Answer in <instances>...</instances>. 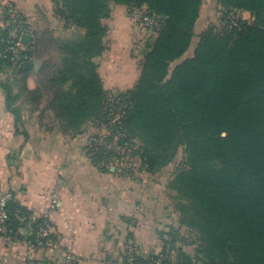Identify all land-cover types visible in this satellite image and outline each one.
I'll return each mask as SVG.
<instances>
[{
  "label": "trees",
  "instance_id": "1",
  "mask_svg": "<svg viewBox=\"0 0 264 264\" xmlns=\"http://www.w3.org/2000/svg\"><path fill=\"white\" fill-rule=\"evenodd\" d=\"M112 3L159 21L137 83L114 95L123 105L121 132L136 142L148 173L173 162L179 148L185 153L168 181L177 191L180 225L164 224L158 231L161 252L133 250L134 263L264 264V0H215L223 25L209 24L187 57L204 0H57L56 14L77 37L62 40L53 31L32 32L24 24L32 37L21 59L14 63L0 58L7 106L19 121V99L39 105L49 95L47 106L69 135L82 133L90 120H106L108 93L96 57L106 49L109 28L104 19ZM238 11H249L252 20L241 18L234 25L230 14ZM3 19L8 20L6 11ZM7 35L8 27L2 26L0 50ZM54 44L64 55L50 73L51 60L39 47ZM39 59L44 65L36 88L30 89L27 80ZM101 157L90 158L109 171ZM7 207L14 231L28 228L25 235L17 234L19 241L34 244L36 250L51 247L53 232L38 244L41 217L31 222V212L13 194Z\"/></svg>",
  "mask_w": 264,
  "mask_h": 264
},
{
  "label": "crops",
  "instance_id": "2",
  "mask_svg": "<svg viewBox=\"0 0 264 264\" xmlns=\"http://www.w3.org/2000/svg\"><path fill=\"white\" fill-rule=\"evenodd\" d=\"M9 3L22 9L32 32H75L64 28L56 14L57 0H0V29ZM111 10L104 19L109 28L106 49L96 57L108 98L137 83L143 60L136 45L140 33L134 25V12L116 3ZM238 13L253 18L249 11ZM148 36L153 40L157 33ZM43 65L44 59L35 61L27 80L30 89L36 88ZM48 98L39 105L19 99L17 121L0 86V191L12 192L14 200L33 215L49 212L55 235L50 248L36 250L27 241L12 243L0 234V264H28L31 257L40 264H70L67 250L72 252L73 264H124L130 248L143 255L160 252L158 231L169 222L161 221L154 199L157 194L150 184L121 175L113 167L100 169L87 149L106 129L90 120L82 133H64L55 112L47 106ZM27 230L19 228L22 235Z\"/></svg>",
  "mask_w": 264,
  "mask_h": 264
},
{
  "label": "built area",
  "instance_id": "3",
  "mask_svg": "<svg viewBox=\"0 0 264 264\" xmlns=\"http://www.w3.org/2000/svg\"><path fill=\"white\" fill-rule=\"evenodd\" d=\"M5 11L8 15V20L4 22V26L8 27V35L5 39V46L0 50V58H9L11 61L18 62L26 48V44L22 40L24 33V24L28 22L27 17L20 7L13 3L6 5ZM134 15H140L142 23L149 27H159L156 19L151 16L144 15L141 10H133ZM108 116L106 120L98 121L96 124L104 127L106 131L95 140L96 146H89L87 154L93 157L100 154L102 157V165L106 168L113 167L121 175L130 177L138 173H144L146 167L142 165V159L137 151V144L133 140L126 139V136L121 132V117L124 114L122 103L114 97L110 96L107 100ZM114 125H119V129H114ZM12 197L10 191H0V234L6 238H13L16 242L19 230H15L10 222V214L7 207L9 199ZM55 205H52V208ZM42 218V223L39 226L38 244L43 243V239L49 237L52 233V222L50 213L44 212L40 216L29 215L31 222ZM24 220V217L21 218ZM52 239V238H51ZM48 239V242H52ZM31 247L35 248L34 244ZM68 259L72 260L74 257L70 250H67ZM28 264H36L35 259H29Z\"/></svg>",
  "mask_w": 264,
  "mask_h": 264
},
{
  "label": "rangeland",
  "instance_id": "4",
  "mask_svg": "<svg viewBox=\"0 0 264 264\" xmlns=\"http://www.w3.org/2000/svg\"><path fill=\"white\" fill-rule=\"evenodd\" d=\"M203 5L204 6H203L202 15H201L199 22L197 23L196 28H195L196 35H195L193 44L190 47V49L188 50V52L185 54V57L191 56L193 54L195 47H196V44H197V40L199 39L200 33L205 28H207L209 24L214 23L218 27L223 25V21L220 20V18L222 17L223 14L219 8H216L215 0H204ZM111 6H112V4H111ZM131 11L133 14V9H131ZM142 13L144 14L143 11H142ZM241 15L238 12L237 13L232 12L230 14L231 21L234 25H237L238 20L241 18L252 20V18H247L244 16L242 17ZM133 17L135 19V24H134L135 28L140 33V36H139L140 38L137 39L136 45H138L137 50H138L139 55L141 57L142 55H144L145 51H147V47H148L149 42L152 41V39H150V36H148V35H151L154 32L155 36H156L157 32H155L156 31L155 29H158V28L149 27V26L143 24L140 15H134ZM156 22L159 23L158 20ZM56 31H57V33L55 32V35L57 37H59V39H62V40L68 39L70 37H77L76 33H73L72 35H70V34L68 35L67 33L62 34V30H60V29H57ZM44 47L45 48L43 49L42 45H40L39 48L41 51L45 52L44 58L51 60V63H52V66L50 67V73H51L52 71L55 70V68L58 65L61 64L64 54H62L61 50L56 48L55 44L52 45V47L46 46V45ZM5 75H6V73L2 74V76H5ZM184 155H185V153L183 151V148H179V150L175 156L174 161L171 162L170 164H168L167 166L163 167L156 174H153L154 175L153 177H151V174H149L148 172L147 173L146 172L138 173L135 176H133V175L130 176L131 179H134V180L144 179V180H146L147 184H150V186L152 187L153 193L157 194L156 197H154V199L159 205L158 215L161 216V219H162L161 221L173 222L176 225H180V222L178 220L179 211L176 209V205H175L176 201H177V199L175 198L177 191H175L174 189H172L168 185V181L172 177L173 172L176 170L178 163L182 162ZM154 179H158L159 181H161V183L158 184V183L154 182L153 181ZM183 230L186 233H188L189 235H191V233H192L188 230V228H186V226H184ZM190 240H192V239H190ZM188 249L191 250L192 247H189ZM160 252H158V253H160ZM132 253H133V250L131 248L127 250L126 255L128 256L129 260L125 261L123 259L124 264H135L134 263L135 261L133 260V257L131 256ZM172 255H173L174 261H177V257L175 255L174 251H172ZM73 261H74V258L72 260H70L69 263L73 264ZM161 263H162L161 260L160 261L156 260V262H154V264H161Z\"/></svg>",
  "mask_w": 264,
  "mask_h": 264
},
{
  "label": "water",
  "instance_id": "5",
  "mask_svg": "<svg viewBox=\"0 0 264 264\" xmlns=\"http://www.w3.org/2000/svg\"><path fill=\"white\" fill-rule=\"evenodd\" d=\"M22 40L25 44H28L31 41V35L29 33H24ZM37 67H40L39 63H37Z\"/></svg>",
  "mask_w": 264,
  "mask_h": 264
}]
</instances>
